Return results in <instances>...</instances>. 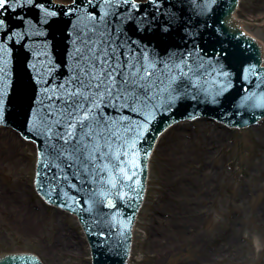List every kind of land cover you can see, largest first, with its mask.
I'll list each match as a JSON object with an SVG mask.
<instances>
[{
	"label": "water",
	"instance_id": "1",
	"mask_svg": "<svg viewBox=\"0 0 264 264\" xmlns=\"http://www.w3.org/2000/svg\"><path fill=\"white\" fill-rule=\"evenodd\" d=\"M72 1L13 0L0 14V125L37 144L36 190L77 217L92 264H128L159 137L196 118L239 129L263 120V47L238 27L242 20L233 14L239 0H148L134 6L124 0ZM88 35L96 43L111 36L137 60L142 57L156 86L129 127L117 125L111 162L97 155L92 164L76 159L69 168L66 160L73 158L57 155L54 146L62 150V141L55 127L45 134L43 119L52 103L47 97L73 73ZM132 141L135 148L125 157L121 145ZM125 159L129 165L121 164ZM0 264L43 263L29 250H15L0 253Z\"/></svg>",
	"mask_w": 264,
	"mask_h": 264
},
{
	"label": "rangeland",
	"instance_id": "2",
	"mask_svg": "<svg viewBox=\"0 0 264 264\" xmlns=\"http://www.w3.org/2000/svg\"><path fill=\"white\" fill-rule=\"evenodd\" d=\"M235 19L264 53V0H240ZM204 120L179 123L192 136L189 162L170 156L176 128L159 139L128 264H264V120L244 129ZM20 139L17 157L0 161V253L92 264L76 217L38 195L36 145Z\"/></svg>",
	"mask_w": 264,
	"mask_h": 264
},
{
	"label": "snow or ice",
	"instance_id": "3",
	"mask_svg": "<svg viewBox=\"0 0 264 264\" xmlns=\"http://www.w3.org/2000/svg\"><path fill=\"white\" fill-rule=\"evenodd\" d=\"M11 2L13 0H0V14ZM32 2L27 0L29 4ZM124 2L134 6V0ZM150 2L155 3L156 0ZM3 23L0 20V25ZM81 45L82 50L77 49L73 73L66 82L52 89L53 96L47 97L52 103L46 106L47 112L43 119L45 134L55 127L57 131L54 135L58 141H62V150L54 146L57 155L63 157L67 153L68 157L73 158L71 161L66 160L69 168L76 159L92 164L97 155L102 160L107 156L111 162L110 145L117 138V125L128 128L132 115L138 114V106L147 107L146 102L151 99L149 92L156 86L151 79L155 74L145 65L143 58L137 60L134 53L124 50L123 43H117L111 36L101 38L96 43L93 36L88 35L81 40ZM147 124L145 118L144 127ZM121 147L125 149V157H129V150L135 148V141L125 142ZM129 163L128 159L121 161L123 165ZM115 166L120 167V164ZM129 170L135 175L134 170Z\"/></svg>",
	"mask_w": 264,
	"mask_h": 264
},
{
	"label": "bare ground",
	"instance_id": "4",
	"mask_svg": "<svg viewBox=\"0 0 264 264\" xmlns=\"http://www.w3.org/2000/svg\"><path fill=\"white\" fill-rule=\"evenodd\" d=\"M235 19V13L233 14ZM204 120V119H200ZM207 121V120H204ZM182 125V126H181ZM177 129L176 138L174 139V149L171 152L170 156H176L179 152L183 155H186L185 161L189 162L190 160V139L192 136L188 131V126L186 124H175L171 129ZM179 128V129H178ZM208 127H204V130H207ZM22 138L19 133L11 128L0 127V161L6 158L17 157V146L22 142ZM33 143V142H32ZM36 147V146H35ZM176 149V151H175ZM13 203H16L13 200ZM17 206V205H16ZM62 211V210H60ZM33 214H31L32 216ZM79 243V242H78ZM60 246L64 247V243L59 240ZM68 245V244H67Z\"/></svg>",
	"mask_w": 264,
	"mask_h": 264
}]
</instances>
